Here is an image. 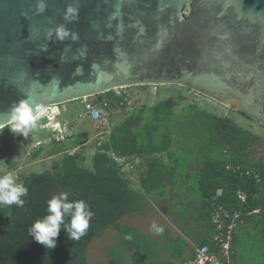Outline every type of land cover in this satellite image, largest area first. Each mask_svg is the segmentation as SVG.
Segmentation results:
<instances>
[{"label": "water", "instance_id": "95a60500", "mask_svg": "<svg viewBox=\"0 0 264 264\" xmlns=\"http://www.w3.org/2000/svg\"><path fill=\"white\" fill-rule=\"evenodd\" d=\"M44 2L37 13L38 0H0V123L20 99L44 110L178 85L264 127V0ZM69 5L79 11L71 22ZM59 25L70 32L63 40Z\"/></svg>", "mask_w": 264, "mask_h": 264}, {"label": "trees", "instance_id": "16d2710c", "mask_svg": "<svg viewBox=\"0 0 264 264\" xmlns=\"http://www.w3.org/2000/svg\"><path fill=\"white\" fill-rule=\"evenodd\" d=\"M104 94L107 98H103ZM113 90L93 96L92 100L107 109L115 97ZM106 103V106H104ZM177 100L173 97L159 101L148 108L153 119L149 122L144 140L139 138L134 123L141 121L140 114L129 115L110 132L109 140L102 143L92 156L91 168L83 165L84 158L78 151L71 152L82 142L84 135L52 143L50 155L61 153L60 159L52 163V172H31L19 176L28 194L22 197L24 204L0 205V264H89L87 246L94 238L102 236L109 228L116 232V242L108 249L109 264H178L186 262L183 257L182 241L170 244L166 249L169 260L159 258L163 246L156 240L141 234L135 227L120 224L119 220L136 213L142 195L130 187V182L118 171L108 155L112 149L116 154L132 160L138 153H147L146 174L141 185L146 194L163 186V179L170 169L156 155L170 148V129L165 126L174 115ZM146 111V108H142ZM141 111V112H142ZM199 125L204 128L199 134L202 153L201 170L198 172L201 214L208 225L207 236L199 246L208 245L211 250L217 246L211 237L214 233L211 223V205L222 204L231 213L257 224L259 236L264 239V156L254 160L252 146L256 135L240 127L230 118H221L203 113ZM209 116V117H208ZM206 117L208 121L206 122ZM42 151L37 147L31 157L36 158ZM199 162V161H198ZM226 165H238L248 174H239L226 169ZM220 189V195L216 191ZM243 190L246 199L241 202L237 191ZM61 192L68 199L85 201L92 213L87 234L79 241L68 239L62 228L54 249H46L29 235L34 221L46 215L47 202ZM258 209V213H250ZM158 235V234H157ZM160 236V235H158Z\"/></svg>", "mask_w": 264, "mask_h": 264}, {"label": "rangeland", "instance_id": "374dc122", "mask_svg": "<svg viewBox=\"0 0 264 264\" xmlns=\"http://www.w3.org/2000/svg\"><path fill=\"white\" fill-rule=\"evenodd\" d=\"M129 103L126 108L118 114L126 115L135 109L150 106L166 98L173 97L177 100L178 105L174 107V115L171 120L165 124L170 129V141L173 144L175 156H178L181 164H186L194 156L197 157L199 163L203 158L202 153L198 152L200 146V139L198 135L204 128L199 125V120H204L203 113H208L212 116L221 118H230L234 120L240 127L249 130L251 133L257 136L252 146V153L254 160L259 159L264 154V127L247 120L234 111H229L224 106L216 103L215 101L208 100L206 97L199 95L191 90H188L178 85H139L133 86L129 89ZM52 111H48L47 116L52 119V115L56 113L57 108L62 113V117L68 118L73 116L75 121L80 118L78 114L84 112L83 106L79 100L70 101L68 103L59 105L58 107H49ZM64 108V109H63ZM45 110V109H44ZM118 111V110H114ZM113 111V112H114ZM116 113V112H115ZM112 123H115L113 113L111 111ZM115 114V118L117 116ZM209 117V116H208ZM206 117V122L209 120ZM42 118H40L41 120ZM144 122L139 124L140 131L142 132L146 124L151 122L153 116L150 112L146 111L143 116ZM45 118L41 122H45ZM38 120L37 128L31 131L26 137L23 134L15 135L5 127L0 132V176L8 173H12L17 177L19 182V176H25L31 172L41 173L44 171L52 172V163L60 159L61 153L50 155L51 149L54 144H46L43 146V151L36 158L31 157V153L36 149H31V144L42 137L43 128ZM89 158L87 161H83L85 167L89 166ZM183 167V166H181ZM195 178H191V187L193 188V182ZM182 188L178 193L186 194ZM187 198L195 199L194 193L189 188ZM194 196V197H193ZM186 198V196H184ZM181 198V197H179ZM186 198V199H187ZM181 198V202H182ZM185 202V201H184ZM152 212L144 215V218L137 217L132 219L125 215L119 222L120 224H131L141 234H147L148 223L151 221ZM153 217V216H152ZM116 232L109 228L99 238H94L87 246V258L89 264H109L108 262V249L116 242ZM152 236V234H151ZM150 236V237H151ZM158 236V235H157ZM247 264H264V239L260 236H249L247 232Z\"/></svg>", "mask_w": 264, "mask_h": 264}, {"label": "crops", "instance_id": "0c3cea01", "mask_svg": "<svg viewBox=\"0 0 264 264\" xmlns=\"http://www.w3.org/2000/svg\"><path fill=\"white\" fill-rule=\"evenodd\" d=\"M129 89H131V87L122 89L120 94H116L113 91V97L115 98L112 101V104H110V106L107 108V112L109 113L110 118V113L112 111L113 117L115 119L114 121L116 122L112 123L113 121L110 118V132L114 126L123 123L129 117V115H136L138 113L142 116V119L139 123L135 121L134 128L136 129L135 131L139 135V138L143 141L149 123L145 125L142 132L140 129H138V127H140L139 124L144 122L143 116L145 115V112L148 111V108L153 104L135 109L126 115H117V113L123 111L129 103ZM103 98L105 99L107 96L104 94ZM178 103L179 102H177L174 107H176ZM80 104L84 109V105L81 101ZM142 108H146V111H142ZM48 111H52V108H46L40 114V118H45L46 120L45 122H41L42 119L40 120L39 118V121L41 122L40 125L45 128V130H43L42 137L39 139L45 138L51 133V131L59 130L62 128L63 124H65L66 128L73 130L72 135L65 140L73 138L76 134H85L80 145L71 149V152L78 151L84 158L83 161H87V158H89L90 165L86 168H91L92 156L97 148L100 147L97 145V141L101 137H105L103 142L108 141L110 132L107 133L104 126L99 121L85 116L84 112L79 113L78 117L80 119L75 121L73 116H69L68 118L62 117V113L58 108L56 113L52 115L53 118L50 119L46 113ZM115 114L117 115L116 118ZM172 148L173 144L171 143L168 151H163L161 154L156 155L157 158L163 161L165 167L169 168L170 171L164 176L163 186L161 188L158 186V189L155 188L150 194L145 193V190L141 185V179L142 176L146 174L148 162L147 158L151 155L147 153H138L132 160H130L133 162L132 171L130 174L122 175L127 180H129L130 187L140 192L142 197L138 201L136 213L127 216L131 217L132 219H136L138 216L144 218V215L151 211L153 214V217L151 216L152 222L150 221L148 223L149 220L147 221V226L148 229H150V232L148 231L147 234L143 235L152 239H156L163 246V248L160 249L159 258L161 260H169L170 254L166 248L172 243L182 241L185 246L183 249V257L185 261H190L193 258L195 247L199 246V242L207 236L208 232V225L201 214L199 186L197 181V175L201 170L202 164L198 162L196 157L197 155L188 160L189 162L186 164H181L178 156H175L172 153L174 151ZM110 150L112 149H109L108 152ZM192 177L195 178V182H193V188L191 187L192 184L190 183ZM182 188H184V192L186 194L178 193ZM189 188L192 191V194L194 193L195 197H193L195 199L187 198L189 194ZM184 196H186L187 199ZM179 197L183 199L182 202L181 198ZM253 214L255 216L256 213ZM153 223L163 229V232L160 234V236H157L156 232L152 228ZM131 226L133 225L131 224ZM247 232L249 233L250 238L254 234L259 236L256 222L251 221L247 223V219L243 220L234 230L231 239V251L228 257L235 264H247ZM177 262L180 264L179 259H177Z\"/></svg>", "mask_w": 264, "mask_h": 264}, {"label": "clouds", "instance_id": "9594fccd", "mask_svg": "<svg viewBox=\"0 0 264 264\" xmlns=\"http://www.w3.org/2000/svg\"><path fill=\"white\" fill-rule=\"evenodd\" d=\"M46 8L44 0H38L36 11L43 13ZM79 11L75 5L66 7L64 19L71 22L78 19ZM51 31L48 35L51 36ZM57 39L63 40L70 35L69 30L59 25L55 29ZM72 39L78 37L76 33H71ZM43 109L38 106H33L26 99H20L14 102L8 112V118L0 123L3 128L7 127L9 131L15 135L23 134L27 136L31 131L37 128V123ZM95 116V113H93ZM28 194V189L23 183L17 182V177L12 173L0 176V205H18L22 206L25 197ZM46 215L34 221L29 228L31 235L36 242L42 244L46 249H54L56 247L57 238L60 230L63 228L72 241H79L82 236L87 234L89 222L92 213L88 204L83 200H69L66 192H61L53 195L47 202ZM152 228L156 234L160 235L163 229L153 223Z\"/></svg>", "mask_w": 264, "mask_h": 264}, {"label": "built area", "instance_id": "2783aa9c", "mask_svg": "<svg viewBox=\"0 0 264 264\" xmlns=\"http://www.w3.org/2000/svg\"><path fill=\"white\" fill-rule=\"evenodd\" d=\"M124 88H119L113 90L116 94H120L121 90ZM84 105V115L88 116L93 120L99 121L105 128L106 132H110L111 121L109 118V113L107 109L100 106L99 103L94 102L91 97L82 98L80 100ZM106 106V103H104ZM95 113V116L93 115ZM73 133L72 129L66 128L65 124L59 130L51 131V133L37 140L31 144V149H35L39 146L45 144H52L64 141L69 138ZM105 137H101L97 141V145L101 146ZM113 163L118 166V171L121 174H130L133 169V162L127 160L124 156L116 154L114 151L110 150L108 152ZM226 169L232 172H237L239 174H248L249 171L242 169L236 165H226ZM221 190L216 191V195H220ZM238 199L244 202L246 199V194L243 190L237 191ZM211 223L213 225L214 233L211 237L214 244L217 246V250H211L208 245L196 246L194 249V255L192 260L186 261L180 264H235L229 257L231 251V239L234 230L242 222L239 213H231L222 204L213 202L211 205ZM250 213H258V209L252 210Z\"/></svg>", "mask_w": 264, "mask_h": 264}, {"label": "flooded vegetation", "instance_id": "af4514ba", "mask_svg": "<svg viewBox=\"0 0 264 264\" xmlns=\"http://www.w3.org/2000/svg\"><path fill=\"white\" fill-rule=\"evenodd\" d=\"M189 90V89H188ZM200 95V94H199ZM202 96V95H201ZM208 99V98H207ZM208 100H210V99H208ZM226 108V107H225ZM228 109V108H227ZM229 111H230V109H228ZM231 111H233V110H231ZM234 112H236V111H234ZM236 113H238V112H236ZM240 116H242V117H244V118H246L245 116H243L242 114H240V113H238ZM247 120H249V121H251V122H253L252 120H250V119H248V118H246ZM255 123V122H254ZM257 124V123H256ZM263 156H264V154H263Z\"/></svg>", "mask_w": 264, "mask_h": 264}]
</instances>
